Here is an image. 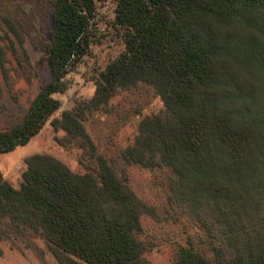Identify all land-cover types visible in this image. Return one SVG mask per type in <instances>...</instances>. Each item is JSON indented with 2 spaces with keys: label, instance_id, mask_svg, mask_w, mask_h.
<instances>
[{
  "label": "trees",
  "instance_id": "obj_1",
  "mask_svg": "<svg viewBox=\"0 0 264 264\" xmlns=\"http://www.w3.org/2000/svg\"><path fill=\"white\" fill-rule=\"evenodd\" d=\"M38 1L52 9L43 58L51 80L18 121L0 129V155L39 133L70 63L93 43L95 0ZM114 18L130 56L93 78L90 100L52 121L65 133L57 141L77 146L89 171L78 174L34 154L19 188L0 177V242L23 244L43 264L37 239L58 264H149L143 219L156 213L128 185L127 169L166 168L173 200L197 230L174 264H264V0H117ZM3 22L0 41L18 64L21 53L28 61L18 21ZM7 62L0 46L4 72ZM180 71L188 72L196 94L180 91ZM193 72L201 73V86ZM141 86L162 108L141 118L116 159L107 157L83 122L120 91Z\"/></svg>",
  "mask_w": 264,
  "mask_h": 264
},
{
  "label": "rangeland",
  "instance_id": "obj_2",
  "mask_svg": "<svg viewBox=\"0 0 264 264\" xmlns=\"http://www.w3.org/2000/svg\"><path fill=\"white\" fill-rule=\"evenodd\" d=\"M95 5L93 43L84 58L70 63L63 81L65 88L52 96L56 107L51 117L28 144L0 155V177L15 188L23 183L25 161L34 154L50 155L78 174L89 171L81 162L82 151L77 146L72 143L64 146L57 141V138L64 139L65 133L55 131L52 121L78 103L90 100L95 93L93 78L108 64L130 56L124 40L125 31L119 28L114 18L117 0H95ZM51 11L49 4L38 0H0V39L6 30L3 16L18 21L28 56L26 61L21 53V63L18 64L5 47L8 43L0 41L8 61L5 63L6 72L0 63V129L18 121L51 80L50 70L43 61L51 28ZM179 54L175 49L173 57ZM175 62L177 64V60ZM188 75L187 71H180L177 83L182 93L194 95L199 89L191 84ZM191 75L200 85L201 73ZM161 108L162 103L153 90L141 86L120 91L105 110L87 115L83 123L100 152L116 159L133 142L141 118ZM127 174L128 185L156 213V217L145 216L143 219V238L147 243L145 258L149 264H174L187 236L197 230L189 214L173 200L172 173L166 168L148 171L129 166ZM35 243L44 251L46 264H58L42 240L37 239ZM0 250V264H43L32 250L19 242L12 246L8 241H2Z\"/></svg>",
  "mask_w": 264,
  "mask_h": 264
}]
</instances>
